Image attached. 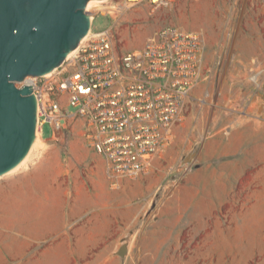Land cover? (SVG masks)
I'll return each instance as SVG.
<instances>
[{
  "label": "rangeland",
  "instance_id": "374dc122",
  "mask_svg": "<svg viewBox=\"0 0 264 264\" xmlns=\"http://www.w3.org/2000/svg\"><path fill=\"white\" fill-rule=\"evenodd\" d=\"M227 7L178 0L150 12L142 3L113 25L116 44L139 49L164 25L216 33ZM109 25L98 13L89 29ZM204 88L148 169L116 188L85 145L80 120L56 138L50 122L36 125L39 139L0 175V264H264V103L238 115L247 87L223 83L206 98Z\"/></svg>",
  "mask_w": 264,
  "mask_h": 264
},
{
  "label": "built area",
  "instance_id": "2783aa9c",
  "mask_svg": "<svg viewBox=\"0 0 264 264\" xmlns=\"http://www.w3.org/2000/svg\"><path fill=\"white\" fill-rule=\"evenodd\" d=\"M177 1H102L91 20L106 15L108 28H88L83 42L50 74L25 77L37 100L38 131L48 121L56 138L72 120H80L85 145L103 159L113 188L148 169L153 155L172 141L191 101L203 100L195 97L202 86L204 98L209 87L219 94L223 83L247 87L251 97L235 109L238 115H247L254 100L264 103V0H227L213 42L200 30L164 25L141 48L121 51L113 25L134 6L146 3L155 12ZM248 25L258 49L243 59L236 44Z\"/></svg>",
  "mask_w": 264,
  "mask_h": 264
},
{
  "label": "water",
  "instance_id": "95a60500",
  "mask_svg": "<svg viewBox=\"0 0 264 264\" xmlns=\"http://www.w3.org/2000/svg\"><path fill=\"white\" fill-rule=\"evenodd\" d=\"M88 0H0V174L26 154L37 100L26 76L57 67L89 28Z\"/></svg>",
  "mask_w": 264,
  "mask_h": 264
},
{
  "label": "bare ground",
  "instance_id": "6f19581e",
  "mask_svg": "<svg viewBox=\"0 0 264 264\" xmlns=\"http://www.w3.org/2000/svg\"><path fill=\"white\" fill-rule=\"evenodd\" d=\"M102 1H105V0H91L89 3H87V4H85V7H84V11H85V13H86V15L88 16V20H89V22H90V20H91V16H92V14L94 13V11L99 7V5H100V3L102 2ZM92 3H94V5L93 6H91V4ZM96 5V6H95ZM88 30L89 29H87V31H86V33L79 39V42L77 43V45L79 46L82 42H83V40L87 37V35H88ZM75 50V49H74ZM74 50H71V52L70 53H68L66 56H65V58H68L69 57V55L71 54V53H73V51ZM54 69H51V70H49V71H46L45 73H43V75H48V74H50L52 71H53ZM28 80V78H25L24 80L22 79L21 81H19V82H24V81H27ZM25 83V82H24ZM39 139V136H38V133H37V130H36V123H35V128H34V135H33V137H32V139H31V143H30V145H32L33 143H35L37 140ZM30 145H29V147H30ZM23 158H24V156H23ZM22 158V159H23ZM21 159V160H22ZM20 160V161H21ZM20 161H18L15 165H13L11 168H9L8 170H6V171H4L3 173H6V172H9L10 170H12V169H14L15 167H17V165H19V163H20ZM3 173H1L0 175H2ZM247 197L245 196L244 197V203L246 204V205H244V207H245V212L243 213V226H244V229H245V231H244V234L247 236V229H248V224H249V218H250V214H251V212H249L248 211V208H250L249 206H248V202H247ZM245 240H246V238H244ZM245 245H247L246 243H245Z\"/></svg>",
  "mask_w": 264,
  "mask_h": 264
},
{
  "label": "crops",
  "instance_id": "0c3cea01",
  "mask_svg": "<svg viewBox=\"0 0 264 264\" xmlns=\"http://www.w3.org/2000/svg\"><path fill=\"white\" fill-rule=\"evenodd\" d=\"M206 36L208 43H210L213 42L216 35L214 32H211L210 34L207 33ZM236 47L239 50L241 57L254 53L258 49L257 41L253 38L252 25H248L247 29L240 35Z\"/></svg>",
  "mask_w": 264,
  "mask_h": 264
}]
</instances>
